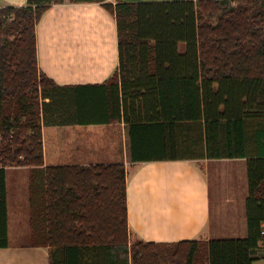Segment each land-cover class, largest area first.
I'll return each instance as SVG.
<instances>
[{"label":"trees","instance_id":"trees-1","mask_svg":"<svg viewBox=\"0 0 264 264\" xmlns=\"http://www.w3.org/2000/svg\"><path fill=\"white\" fill-rule=\"evenodd\" d=\"M64 1L0 7V247L7 168L26 166L50 264H264V0H69L102 3L116 19L118 67L87 85L39 69L37 25ZM121 120L137 133L133 161L245 158L246 236L131 241L123 163L45 165L44 126Z\"/></svg>","mask_w":264,"mask_h":264},{"label":"crops","instance_id":"crops-1","mask_svg":"<svg viewBox=\"0 0 264 264\" xmlns=\"http://www.w3.org/2000/svg\"><path fill=\"white\" fill-rule=\"evenodd\" d=\"M29 0H0V6H22ZM112 3L171 1V0H109ZM39 69L61 85L99 84L106 81L119 64L118 35L115 16L102 3H64L53 5L36 28ZM124 120L105 124L64 125L70 157L86 159L89 149L98 152L103 161L75 160L69 164L123 163L127 170V209L130 239L173 243L183 240L208 241L212 238L210 186L211 169L220 172L223 167L232 170L231 184L219 182L218 192L226 191L219 203H236L246 217L248 195L246 159H207L185 153L175 160H132V145L137 133ZM64 126L43 127V154L45 165H63L56 162V152L63 145ZM148 131L143 130L148 142ZM161 133L154 134L161 138ZM182 137V135H180ZM186 136V131L183 132ZM146 140V141H147ZM136 143V142H135ZM96 147V148H94ZM136 147L137 143H136ZM103 150L106 154L103 153ZM51 157V162L48 157ZM95 157L97 160L99 158ZM27 170L30 167L15 166ZM237 168V169H235ZM237 171L235 174L233 171ZM8 168L6 183L8 184ZM23 194L27 211V226L14 229L8 207V246L0 247V264H50L48 248L41 243L14 242L12 238L33 237L29 202V177ZM231 185V187H230ZM233 186H235L233 191ZM8 188V185H7ZM233 192L230 193V189ZM8 192V190H7ZM29 214V215H28ZM247 234V232H246ZM34 236H36L34 234ZM259 256V254H256Z\"/></svg>","mask_w":264,"mask_h":264},{"label":"rangeland","instance_id":"rangeland-1","mask_svg":"<svg viewBox=\"0 0 264 264\" xmlns=\"http://www.w3.org/2000/svg\"><path fill=\"white\" fill-rule=\"evenodd\" d=\"M67 126L63 127L62 132V140L64 141L65 145H63L60 149L57 150L56 155L57 159L56 162H63V163H73L75 160H89L91 162L96 161H103V157H97L99 155L98 152H94L92 147L89 149V156L86 159H73L70 156L72 154L68 153L66 141L69 139V135L67 133ZM96 148V147H94ZM106 154L103 150V153ZM51 157H48V161L51 162ZM95 157L99 158L97 160ZM50 165V164H49ZM220 172L214 171L211 169L210 171V186H211V199H212V206H211V224H212V238H233V237H244L246 236L247 232V223L246 217L241 215L239 210V206L236 203H229V202H222L219 203V200L224 197V193L226 191L218 192L216 190V186H218L219 182H223L225 184L224 188L227 189V184H231L230 181L233 180L232 177V170L227 167L221 168ZM237 169V168H235ZM8 203H9V214L11 217V223L14 226V229L20 230L22 227L27 226V211L24 208L23 204V194L26 192L27 188V177H29V173L27 170L21 168H8ZM235 174L237 171H233ZM232 185V184H231ZM230 185V187H231ZM235 186H233L234 191ZM230 193L231 188L229 189ZM219 199V200H218ZM30 213V211H29ZM31 214V213H30ZM29 215V214H28ZM34 226V223L31 222V226ZM14 242L18 241H31L37 242L42 241L37 236L33 237H21V238H12ZM135 239L132 238V241ZM263 259H264V246L260 247L258 251H256ZM205 255H202L201 261H204ZM204 264V263H203Z\"/></svg>","mask_w":264,"mask_h":264},{"label":"built area","instance_id":"built-area-1","mask_svg":"<svg viewBox=\"0 0 264 264\" xmlns=\"http://www.w3.org/2000/svg\"><path fill=\"white\" fill-rule=\"evenodd\" d=\"M0 7H2V6H0Z\"/></svg>","mask_w":264,"mask_h":264}]
</instances>
